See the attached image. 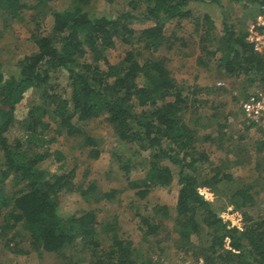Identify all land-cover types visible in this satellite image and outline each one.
<instances>
[{
	"label": "trees",
	"instance_id": "obj_1",
	"mask_svg": "<svg viewBox=\"0 0 264 264\" xmlns=\"http://www.w3.org/2000/svg\"><path fill=\"white\" fill-rule=\"evenodd\" d=\"M36 1L39 4L47 0ZM187 1L128 0L131 12L114 19L92 17L80 6L53 12L51 35L36 37V50L18 61L16 71L0 68V228L13 229L14 235L26 230L39 253L58 254L65 244H81L80 248L73 247L69 257L59 253L61 259L55 264H79L85 256L87 264H152L147 250L150 244L157 245L169 235L168 219L172 220L171 229L181 232L184 238L199 233L202 227L208 230L207 241L198 245L204 264H264V216L255 208L252 214L245 209L253 207L251 185L237 184L236 178L219 166L210 176L200 177L202 164L210 158L206 149L196 147L200 122L196 126L185 119V111L195 110L198 99L190 100L189 93L184 92L187 87L173 77L165 56L152 55L159 46L171 47L163 22L188 15ZM255 1L264 8V0ZM24 6V0H3L2 7L8 15ZM133 14L153 22L139 30L143 43L136 49L130 44L135 30L124 23L126 15ZM246 36L245 31L225 26L215 45H211L214 37L207 27L198 40L202 50L198 58L214 62L225 74L246 75L251 83L256 81L264 87V61ZM117 43L130 48H125L123 56L112 63L106 51ZM144 52L149 54L140 58ZM59 69L68 74V96L50 81L51 72ZM29 87L39 91L42 99L28 109L27 117L21 121L26 136L11 144L5 132L15 121V105ZM103 113L117 135L108 152L122 162L125 173L141 163V150L150 151L144 177L128 180V186L138 196L144 197L150 187L171 182L173 172L163 160L177 166L175 213L171 215L163 204L151 216L139 214L141 246L112 232L111 243L102 247L93 210L63 214L58 198L61 193L92 194L94 182H73L72 168L53 173L43 165L54 140L48 137L51 130L82 135V123ZM223 124H216V130L220 131ZM262 128L264 125L259 126ZM256 142L257 153L264 154V133ZM222 182L221 204L217 199H206L199 191V187L214 189ZM228 205L241 210V230L228 227L219 216ZM14 235L0 241V264H9L8 253L19 252ZM147 235L152 236L150 241Z\"/></svg>",
	"mask_w": 264,
	"mask_h": 264
},
{
	"label": "rangeland",
	"instance_id": "obj_2",
	"mask_svg": "<svg viewBox=\"0 0 264 264\" xmlns=\"http://www.w3.org/2000/svg\"><path fill=\"white\" fill-rule=\"evenodd\" d=\"M36 2L24 0V7L7 15L3 11V0H0L1 69L16 71L18 61L36 50V37L51 35L53 12L80 6L92 17L105 16L112 19L128 10L131 12L128 0H47L35 4ZM186 7L189 13L185 17L163 22V32L169 36L171 47L167 49L165 46H159L152 55L165 56L173 77L184 88L187 87L184 92L189 93L190 100L198 99L194 103L195 110L189 108L185 111V119L196 126L198 121L200 122L201 126L197 127L196 133V147L197 150L206 149L210 158L209 162L202 164L200 177L206 178L213 174L216 166L223 167V170L236 178L237 184L251 185L253 207L248 206L245 209L252 214L255 208L258 213L264 215V154L257 153L256 150V141L264 133V129H259L260 123L245 118L240 108L242 99L249 92L262 88V85L256 81L251 83L246 75L225 74L214 62L205 63L198 58L202 53L198 40L203 38L207 27L214 37L211 45H215L225 26L246 33L263 7L255 0H188ZM134 15H126L124 23L135 30L131 35L130 44L131 48L136 49L143 43L138 34L139 30L152 25L153 22ZM125 48L130 46L117 43L114 48L108 49L106 53L109 61L114 63L119 60ZM146 54L149 53L144 52L140 58ZM50 81L57 83L55 87L65 96L69 95L68 74L65 70L51 72ZM41 99L39 91L33 87L23 92L22 99L15 105V121L5 132L9 143L14 144L26 136L21 121L27 117L28 109L39 104ZM104 116L103 113L82 123V135L71 136L51 130L48 137L53 136L54 140L48 146L49 158L43 161V165L53 173L67 172L72 168L73 182H82L85 185L94 182L96 189L92 194L82 196L77 193H61L58 198L60 212L63 214H80L82 211L93 210L102 247L105 248L111 243L109 236L112 232L118 237L129 239L134 246H141L143 232L139 214L151 216L163 204L171 215L175 213L179 189L177 166L163 160L162 163L168 164L173 172L171 182L166 186L150 187L144 197L138 196L135 189L128 186V180L144 177L149 166L150 151L141 150V163L137 168L125 173L122 162L108 152V149L115 145L117 135L106 123ZM204 123L206 126L202 127ZM218 123H224L220 131L216 130ZM224 133L226 134L223 135ZM207 135L211 138H207ZM166 144V141L163 142V146ZM1 159L0 151V165ZM224 185L222 182L214 189L204 186L199 187V190L204 197H208L206 199H211L208 192H212V200L217 199L221 204L224 201L221 195ZM108 194L111 195L110 198L107 197ZM236 210L241 214V210ZM223 217L227 223L229 217L233 216L224 214ZM166 224L169 235L157 245L150 244L147 250L150 262L183 264L185 259H189L192 264H197L198 261L205 263L203 252L198 249V245L207 241L210 235L208 230L202 227L199 233L184 238L181 232L171 229V219H168ZM102 228H107L106 232H102ZM14 233L13 229L0 228V241L13 237ZM14 236L13 242H16L19 252L6 255L9 264H55L61 259L59 253L69 257L73 247H81L78 242L75 245L68 243L58 254L39 253L26 230L21 229L20 233ZM146 237L150 241L152 236ZM79 264H87L86 256Z\"/></svg>",
	"mask_w": 264,
	"mask_h": 264
},
{
	"label": "built area",
	"instance_id": "obj_3",
	"mask_svg": "<svg viewBox=\"0 0 264 264\" xmlns=\"http://www.w3.org/2000/svg\"><path fill=\"white\" fill-rule=\"evenodd\" d=\"M246 33V38L252 44L253 50L257 52L264 61V8L259 10ZM240 108L245 118L264 125V87L262 86V88L254 92H249L240 102ZM224 214L233 216L228 219V227L242 229V216L236 209L228 206L224 211L220 212L219 216L222 218L223 222ZM225 242L228 243L227 238L225 239ZM191 262V260L185 259L183 264H192L193 262ZM196 263L204 264L202 261Z\"/></svg>",
	"mask_w": 264,
	"mask_h": 264
},
{
	"label": "crops",
	"instance_id": "obj_4",
	"mask_svg": "<svg viewBox=\"0 0 264 264\" xmlns=\"http://www.w3.org/2000/svg\"><path fill=\"white\" fill-rule=\"evenodd\" d=\"M203 187H204V186H203ZM205 187H206V186H205ZM199 191H200V190H199ZM200 193H201V192H200ZM208 193H209L210 198L212 199V196H213L212 192H208ZM205 198H208V197L205 196ZM228 206H231V205H228ZM228 206H227V207H228ZM227 207H226V208H227ZM231 207H232L233 209H235L233 206H231ZM222 211H224V210H222ZM222 211H221V212H222ZM263 216H264V215H263ZM242 221H243V219H242ZM243 224H244V223H243ZM243 226H244V225H243Z\"/></svg>",
	"mask_w": 264,
	"mask_h": 264
}]
</instances>
